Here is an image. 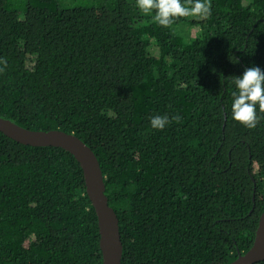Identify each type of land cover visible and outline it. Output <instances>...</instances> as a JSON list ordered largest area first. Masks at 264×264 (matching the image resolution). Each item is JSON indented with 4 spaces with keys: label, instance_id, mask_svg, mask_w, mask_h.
<instances>
[{
    "label": "trees",
    "instance_id": "obj_1",
    "mask_svg": "<svg viewBox=\"0 0 264 264\" xmlns=\"http://www.w3.org/2000/svg\"><path fill=\"white\" fill-rule=\"evenodd\" d=\"M210 2L207 18L164 28L136 0H0V118L91 149L120 264H229L253 243L264 118L231 119L232 77L264 71V0ZM98 241L73 156L0 133V264H102Z\"/></svg>",
    "mask_w": 264,
    "mask_h": 264
},
{
    "label": "water",
    "instance_id": "obj_2",
    "mask_svg": "<svg viewBox=\"0 0 264 264\" xmlns=\"http://www.w3.org/2000/svg\"><path fill=\"white\" fill-rule=\"evenodd\" d=\"M0 133L22 145L57 147L67 151L78 162L85 193L95 212L102 264H120L122 245L118 219L104 195L103 176L96 156L80 139L58 130L33 131L0 118ZM264 260V209L259 216L251 247L229 264H255Z\"/></svg>",
    "mask_w": 264,
    "mask_h": 264
},
{
    "label": "clouds",
    "instance_id": "obj_3",
    "mask_svg": "<svg viewBox=\"0 0 264 264\" xmlns=\"http://www.w3.org/2000/svg\"><path fill=\"white\" fill-rule=\"evenodd\" d=\"M135 6L164 28L182 17L205 19L211 15L210 0H184V3L181 0H136ZM6 67L7 60L0 57V74ZM232 84L236 90L232 92L231 119L249 130L255 129L264 118V71L256 66L248 67L242 76L232 77ZM181 120L179 114L173 115L171 121L168 116H155L150 119V125L162 131L170 122L179 123Z\"/></svg>",
    "mask_w": 264,
    "mask_h": 264
},
{
    "label": "rangeland",
    "instance_id": "obj_4",
    "mask_svg": "<svg viewBox=\"0 0 264 264\" xmlns=\"http://www.w3.org/2000/svg\"><path fill=\"white\" fill-rule=\"evenodd\" d=\"M190 19L196 20V17H190ZM177 32L179 34H183V36L186 39L187 38H195L197 36L198 29L196 27H192L191 29H186V27L179 26V27H177ZM150 51L153 55H157V53H158V50L154 47L151 48Z\"/></svg>",
    "mask_w": 264,
    "mask_h": 264
}]
</instances>
